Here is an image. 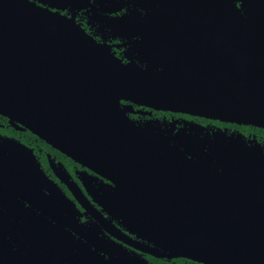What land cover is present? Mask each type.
Wrapping results in <instances>:
<instances>
[{
    "label": "water",
    "instance_id": "obj_1",
    "mask_svg": "<svg viewBox=\"0 0 264 264\" xmlns=\"http://www.w3.org/2000/svg\"><path fill=\"white\" fill-rule=\"evenodd\" d=\"M136 27L144 38L151 28L204 38L182 47V63L164 57V70L140 71L73 19L29 0H0V114L76 161L153 182L130 186L136 192L127 196L150 207L141 213L173 255L264 264V151L235 140L212 164L198 163L147 136L119 105L128 99L264 128V0H164ZM201 30L216 32L187 34ZM179 175L175 192L168 182Z\"/></svg>",
    "mask_w": 264,
    "mask_h": 264
},
{
    "label": "flooded vegetation",
    "instance_id": "obj_2",
    "mask_svg": "<svg viewBox=\"0 0 264 264\" xmlns=\"http://www.w3.org/2000/svg\"><path fill=\"white\" fill-rule=\"evenodd\" d=\"M29 1L73 19L119 61L140 71L164 70L168 64L164 57H179L182 63V47H198L204 38H186L182 29L171 34L161 28H151L147 38L141 36L136 19L164 0ZM146 46L153 51L146 52ZM119 105L147 136L180 149L198 163L212 164L235 140L264 151L261 126L155 109L128 99ZM85 163L0 114V264H206L173 255L157 243L155 221L141 213L150 207L127 196L136 192L130 186L153 182L122 180ZM176 178L180 180L168 184L182 192V175Z\"/></svg>",
    "mask_w": 264,
    "mask_h": 264
}]
</instances>
